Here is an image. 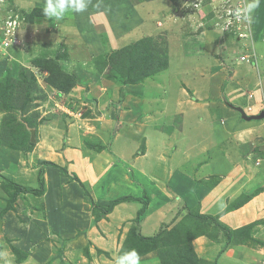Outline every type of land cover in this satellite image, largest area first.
<instances>
[{"label": "rangeland", "instance_id": "374dc122", "mask_svg": "<svg viewBox=\"0 0 264 264\" xmlns=\"http://www.w3.org/2000/svg\"><path fill=\"white\" fill-rule=\"evenodd\" d=\"M17 1L0 0V93L1 90L6 93L0 104L5 103L3 106L7 109L0 108L3 112L0 122L3 145L23 147L30 139L31 131L36 142L39 126L51 125L54 120L53 125L58 123L63 128V118L68 117L73 124L70 125L71 138L81 140L84 151L110 149L114 129L120 127L118 122L115 123L118 112L128 118L123 120L127 124L130 125L128 122L133 119L145 132L140 138L137 156L145 151L146 137L154 139L158 146L165 143L178 154L189 151V148L183 150L179 146L181 141L189 138L190 145L201 153L203 164L213 156L216 146L223 148L227 142L237 144L243 139L233 137L237 129H243L239 126L252 128L251 124H245L252 121L242 119L235 108L242 109L246 116L264 111V94L261 92L264 75L263 78L259 76L264 61L258 67V46L254 44L255 26L258 21L264 26V0L255 10L251 25L239 28L235 22L230 23L233 21L228 19L227 11H231L230 17L235 16L244 0H89L82 13L69 12L63 18L49 19L42 11H37L32 22H28L26 16L35 8L33 3L45 0H19V5ZM207 30L203 35L205 43L201 45L200 32ZM236 32H242L244 37L238 38ZM245 54L249 55L248 62L241 61ZM243 66L255 72L253 77L252 71ZM239 69L242 71L236 78L241 79L240 96L247 104H226V88L234 71ZM229 115L236 121L226 124L224 118ZM196 119L205 129L202 132L199 129L195 139ZM214 120L218 121V140L211 139L209 134ZM263 122L264 119L259 120L258 124ZM194 140L202 146H196ZM258 141L253 149L255 157L264 156V140ZM250 143L239 144L243 167L246 165L244 154L250 149ZM152 151L158 153L150 147ZM168 152L167 148L160 154L166 157ZM7 170L10 175L7 173L8 176L0 179L6 202L15 190L14 185L25 187L14 176V166ZM196 171L193 176L196 185L211 188L220 179L208 175V170ZM235 171V176L240 178L246 171L249 173L248 170ZM37 189H40L39 173ZM84 189L94 196L90 185L84 183ZM159 189L173 206L171 212L170 208L167 212L169 222L159 230L161 236L151 244V249L137 239L138 226H134V232H126L119 243L118 255L128 249H135L140 256L155 251L157 264H171V253L175 251L172 264L205 261L209 242L200 238L226 239L214 223L220 216L200 220L195 217L200 211L198 206L189 208L182 196L172 195L163 184L157 183L152 193L157 194ZM190 193L195 196L194 192ZM82 196L88 203L84 190ZM245 196L240 195L224 211L238 209L236 206L241 205ZM37 197L19 193L16 199H23L26 204H33L35 210H40ZM147 199L151 202L150 195ZM246 228L249 231L251 227H242L238 231ZM217 234L219 238H216ZM232 234L230 231L231 239ZM51 240L54 253L60 258L64 254V240L56 235H51ZM94 247L89 243L80 256H76L90 264L108 262V255L99 257L103 252ZM10 250L16 260L26 257L15 248ZM234 255L237 257L238 253L234 252Z\"/></svg>", "mask_w": 264, "mask_h": 264}, {"label": "crops", "instance_id": "0c3cea01", "mask_svg": "<svg viewBox=\"0 0 264 264\" xmlns=\"http://www.w3.org/2000/svg\"><path fill=\"white\" fill-rule=\"evenodd\" d=\"M17 3L19 5V0ZM33 4L35 8L43 9L45 2ZM259 23L260 21L255 26L254 44L258 46L256 54L260 59L258 67H261L264 61V26ZM205 32L208 30L200 32L201 45L205 43L203 37L206 35ZM243 68L252 71L251 75L255 73L246 66ZM240 70L234 71V77L226 88L224 102L226 104H247L240 96L241 79L236 78ZM263 75L264 69L260 70L259 76L263 78ZM262 86L261 92L264 94V84ZM96 113L98 116V112ZM2 114L0 111V122ZM63 120L65 122L63 128L58 123L53 125V122H56L54 120L51 125L39 126V137L36 142L34 141L32 150L25 155L21 151L0 145V179L1 176H8L7 173L10 175V170L7 169L14 166L16 169L14 176L21 180L16 181L28 189H37L40 170L43 180L42 193L37 197L40 200V210H35L33 204L28 205L23 199L18 198L13 210L0 215V264H90L88 260L85 262V259L76 256H80L89 243L95 246L94 249L103 252L99 257L105 253L108 255V262L105 264H116L119 243L132 227L138 226L141 236L151 237L169 222L170 216L167 217V212L169 208L171 212L173 206L161 189L157 194L152 193L157 183L163 184L172 195L182 196L189 208L198 206L200 214L220 216L218 223L230 229L229 232L233 231L229 242L221 237L220 239L218 234L216 237L219 238L218 241H212L210 238L208 240L205 236L200 238L209 242L207 245L209 248L207 250L204 248L206 262L264 264V156L255 157L253 152L259 144L258 139L264 140V124H258V121L245 122L251 124L248 125L252 128L239 126L238 128L243 129H240L241 131L237 129L233 135L236 139L243 138L242 140H238L237 144L233 141L227 142L223 148L216 146L213 149V156L201 164V153L191 146L189 138H185L179 144L183 150L189 148V151L178 154L165 143L158 146L154 144V139L146 137L145 151L137 156L139 141L145 136V132L133 119L128 122L130 125L127 124L125 121L128 118L125 115L120 116L118 112L115 123L118 122L120 127L114 133L113 144L110 149L106 148L99 152L84 151L81 140L71 138L70 125L73 124L69 122L68 117H64ZM224 121L227 124L236 120L229 115ZM212 122L209 134L211 139L218 140L219 132L216 130L218 121ZM195 123L193 135L196 139L199 129L202 132L205 127H201V122L197 119ZM246 141L251 142V147L244 154L246 165L243 167L240 164L239 144ZM194 144L202 146L195 140ZM150 147L157 149L158 153L150 152ZM167 148L169 152L164 157L160 153ZM232 150L235 152L233 155ZM229 151L231 152L228 153ZM43 162H51L57 167L44 165ZM60 168H65L68 175ZM196 170H208V175H215L220 179L211 188H206L202 184L196 185L193 177L197 173ZM235 170H248L249 173L246 171L248 177L245 174L242 178L236 177ZM73 176L83 184L90 185L94 195L92 198L98 205L105 206L109 201L124 196L141 198L143 193L151 196V202L148 203L139 224H135L134 221L141 207L138 202L120 203L110 214L94 222L95 216L89 204L83 200V190L72 179ZM158 186L160 188V185ZM255 191L257 192L254 193ZM190 192H194L195 196H190ZM242 194L250 195V198L238 209L224 211ZM5 197L4 189L0 187V213L6 206ZM249 225H252L249 231L238 233L239 229ZM51 235L64 240V254L60 258L54 253ZM11 247L26 257L16 260L10 250ZM234 252L240 257H235ZM156 255L155 251H152L140 256L141 264H157Z\"/></svg>", "mask_w": 264, "mask_h": 264}, {"label": "trees", "instance_id": "16d2710c", "mask_svg": "<svg viewBox=\"0 0 264 264\" xmlns=\"http://www.w3.org/2000/svg\"><path fill=\"white\" fill-rule=\"evenodd\" d=\"M37 11H42V9L41 8H34L31 11V13H29L26 16L28 22L34 21L35 16H37L36 15V12ZM2 88H3V86H2ZM5 96H6V93L4 92V90H1L0 99H3ZM4 104L5 103L0 104V108L5 111L7 109L4 107L5 106ZM116 121H117V117H116ZM115 131H116V128L114 129V133H115ZM25 144H23V147H18V148H14V147H11V146H8V145H5V146H7V147H9L11 149H15V150L21 151L25 155L27 152H30L32 150V148L34 147V143L31 142L30 139H28L27 144L26 145ZM0 145H3V143H1V141H0ZM43 164L44 165H51V166L57 167V166H55L51 162H43ZM60 169H61V171L65 175H68L67 170L65 168H60ZM41 174H42V171L40 170L39 171V186H40V189H28V188L23 187V186L14 185L15 190H14L13 194L11 195V197L9 198V200L6 202V206L1 211L0 215H3V213L7 212L8 210H12L13 209V206L15 204L16 198H17V196H18L19 193H27V194H32V195L33 194L34 195L41 194L42 193L41 192V188L43 187V180H42ZM72 179L75 180L83 188V190H84V196L87 198V201H88V204H89L90 209L92 211V214L95 216L94 222L97 221V220H99L100 218H103L106 215L110 214L111 211L113 210V208L116 205H118L120 203H123V202H138V203H140L141 207L138 210V212L136 214V217L134 219L135 224H139V222L141 221V217L146 212L147 205H148V201H147L148 200L147 199L148 196L146 195V193H143V195H142L141 198H134V197H130V196H124V197L115 198V199L109 201V203L107 205L101 206V205H98L93 200L92 195L90 194V192L84 189V184L82 182H80L76 176H73ZM249 198H250V195L245 196L244 201L241 202V205H237L236 207L242 206V204L245 203ZM96 210L98 211L99 214L96 212ZM195 217L196 218H199L200 220L201 219L202 220L212 219V218L215 219L212 216H205L203 214H199L198 212L195 214ZM214 223L216 224L217 227H219V229H221L224 232V235L226 237V240H227V242H229L230 235H229L228 229H226V227H224L221 224H219L216 220H215ZM248 227H252V225L251 226L249 225ZM161 229H162V227H161ZM247 229H249V228H246V229H244L242 231H246L247 232L248 231ZM242 231H240V232L238 231V233L242 234ZM131 232H134V228L133 227H132ZM160 236H161V232L160 231L157 232L154 236H151V237L141 236L139 232L136 234L137 239L140 240L143 243H146V245H149L151 247V249L153 247V246H151V244H153ZM181 238H182V236H181ZM171 254H172V261H171V264H172V262H174V258L176 256V253H175V251H173ZM196 264H209V263L201 260V261H197ZM212 264H217V263L214 262Z\"/></svg>", "mask_w": 264, "mask_h": 264}, {"label": "clouds", "instance_id": "9594fccd", "mask_svg": "<svg viewBox=\"0 0 264 264\" xmlns=\"http://www.w3.org/2000/svg\"><path fill=\"white\" fill-rule=\"evenodd\" d=\"M89 0H45L42 13L46 18H63L67 13H82L88 7ZM261 0H244L242 7L235 11L241 22L251 24L254 12ZM116 264H141V257L135 249L123 250L116 259Z\"/></svg>", "mask_w": 264, "mask_h": 264}, {"label": "built area", "instance_id": "2783aa9c", "mask_svg": "<svg viewBox=\"0 0 264 264\" xmlns=\"http://www.w3.org/2000/svg\"><path fill=\"white\" fill-rule=\"evenodd\" d=\"M242 5H243V3L241 2L240 7H242ZM230 15H232L231 14V11H227L228 19L233 21V22H230V23H234L235 22L234 24H236V27L238 26V28H239L240 26H244V25L245 26H249V24L244 23V22H241L239 19H237L236 16L233 15L232 17H230ZM238 31H239V29H238ZM236 33H237L238 38L244 37L243 34H242V32H236ZM248 59H249V55L248 54H245V55H243L241 57V61L242 62H244V61H247L248 62Z\"/></svg>", "mask_w": 264, "mask_h": 264}, {"label": "water", "instance_id": "95a60500", "mask_svg": "<svg viewBox=\"0 0 264 264\" xmlns=\"http://www.w3.org/2000/svg\"><path fill=\"white\" fill-rule=\"evenodd\" d=\"M241 115L242 119L246 121H259L264 119V111L262 110L259 114L257 115H252V116H246L242 109L240 108H235ZM31 142H34V133L31 131V137H30ZM1 225V224H0Z\"/></svg>", "mask_w": 264, "mask_h": 264}]
</instances>
